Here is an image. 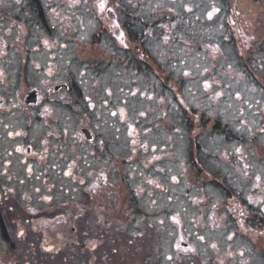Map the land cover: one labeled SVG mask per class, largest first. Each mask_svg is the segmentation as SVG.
<instances>
[{"label": "rangeland", "instance_id": "1", "mask_svg": "<svg viewBox=\"0 0 264 264\" xmlns=\"http://www.w3.org/2000/svg\"><path fill=\"white\" fill-rule=\"evenodd\" d=\"M18 2L0 0V38L8 43L14 33L2 16L22 6ZM47 3L61 17L59 29L30 28L41 44L26 60L31 66L22 80L12 46L5 48L0 98L16 103L51 74L53 83L78 82L95 101L91 113L83 110L95 127L97 149L90 143V154L72 137L83 123L65 112L66 101H83L71 94L41 107L57 119L52 130L66 140H48L49 160L40 164L39 137L50 130L14 109L0 112V188L9 189L5 195L0 189V203L7 206L15 194L48 212L78 197L103 166L107 188L118 185L136 202L135 215H119L127 219L121 235L135 251L150 254V262L117 255L115 264H264V0ZM15 132L26 137H4ZM19 144L32 146V154H18ZM85 161L91 166L80 165ZM80 233L44 247L66 249V259L53 264H98L87 247L90 236L82 245ZM34 238L38 243L41 233Z\"/></svg>", "mask_w": 264, "mask_h": 264}, {"label": "flooded vegetation", "instance_id": "2", "mask_svg": "<svg viewBox=\"0 0 264 264\" xmlns=\"http://www.w3.org/2000/svg\"><path fill=\"white\" fill-rule=\"evenodd\" d=\"M18 1L21 2L22 6H19V8L17 6L16 10L14 9L13 12H7L2 16V19L7 18L10 20V30L14 33V37L10 43L6 41L7 39L0 38V61L4 59L7 60L8 53H6L5 48L12 46V51H14L12 56L17 58L15 65L19 66L18 75L19 78H21L27 66H31L27 63L30 55L36 54L39 48L37 45L41 44L40 40L31 39L30 28L39 31L43 30V33H49L50 27H52L55 29V32H57L61 17L58 15L57 10L47 5L48 0H25L23 4L21 0ZM115 36L119 39L118 35ZM55 39L57 41V38ZM50 51H53V49ZM48 65L54 67L52 63H48ZM147 71H149V69H147ZM82 74H84L83 70H81L78 75L81 76ZM53 75L54 74L48 75L42 88L34 86L29 90L27 89V94L21 96V99L16 103H5L0 98V112L3 114L14 109L21 115H26L29 121L32 122L35 120L37 123L43 125L44 129L50 130L41 132V136L39 137L43 140L41 143L43 152L38 156L39 164L42 161L49 160L51 151L45 145L48 140H54L58 143L66 140L64 136L55 134L54 130H52L53 128L51 126H53L57 119L52 114H47L44 109H41L42 106L48 105L49 102L54 103L56 99L55 96H59L63 93L65 95L71 94L73 99L83 101H79L80 103H73L65 97L67 100L65 112L70 111L75 114V117L78 119V126L83 123L78 127L79 135L72 137L76 140V143L79 144L80 148L85 147L84 150H87L88 147V152L90 154H92L91 149L94 147L97 149L95 144V127H90L89 123H87L89 121V116L83 110V107H86V110L91 113L95 107V101H91L89 97L84 94L85 92L79 87L80 84L78 82L75 87H70L67 81L53 83V80H51L53 79ZM72 103L75 104L76 107H73ZM188 125L187 123V127ZM4 137L7 139L19 140L25 138L26 133L15 132L14 134H6ZM90 143L94 144L93 148ZM16 147V152L23 157L33 152L32 146L29 145L23 146L19 144ZM60 148L61 146L57 144L55 149L57 150ZM76 148L74 147L72 151ZM96 152L97 151H95V154H97ZM92 157L94 156L91 155V158ZM96 157L99 156L96 155ZM25 158L27 159V157ZM32 159H36V157ZM62 160V162H65L69 166L73 163L68 159ZM151 160L153 162V158H151ZM62 162H60V164ZM80 165L91 166L90 164L87 165V161L84 163L82 162ZM106 172L108 173L107 169L103 166L96 169L95 174L97 177L91 180L83 191L77 190L76 194L78 197L71 199L75 201V203L67 199L56 206L54 205L53 208H49L48 212L45 209L37 210L30 204H23L19 200H15V194H13L10 199H7V206L0 203V264H53L52 261L56 258L62 261L66 259V249L64 250L62 246H56L55 249H44V247L47 244L53 246L55 242L61 244V239L66 240V238H69V240H72L69 235H74V237H76V233L78 234L80 230V236L83 238L81 241L82 245L84 244V238L90 236V240L92 241H90L87 247H90V250L95 252V259H98V264H115L117 255L119 258H128L131 257V255H136L139 259L150 262L148 259V256H150L149 253L142 250L140 254L135 251L134 246H131L130 239L125 235H121L120 227L126 225L127 219L123 220V217H119V215H127L129 218V210H132L133 215H135L136 202L131 199L133 202L131 204L127 193L124 194L122 189L118 190V185H114V189H108L106 185L109 184V179H106ZM93 174L94 171L90 168L87 172V176L89 175L92 177ZM121 179L120 181L123 183L124 179ZM0 189L4 195L5 191L9 190L4 186ZM9 194L10 193L7 192L8 196ZM81 199H83V203ZM17 207H20L19 211H21V213L23 212L20 216L18 215ZM87 224L89 225L86 226ZM110 224L113 225L110 226ZM80 228H86L85 230L87 233ZM37 232L41 233V239L38 238V243L35 242L36 238H34ZM116 233L119 234L116 235ZM179 236H181V232H179ZM21 238H26L23 239V244L21 243ZM183 244L186 245V241H183L182 245ZM34 247L37 249L36 251H34ZM67 247L68 244L66 245V248ZM79 248L81 247L79 246ZM121 259L122 258H120V260ZM112 261L114 262L111 263ZM153 264H156V262Z\"/></svg>", "mask_w": 264, "mask_h": 264}, {"label": "trees", "instance_id": "3", "mask_svg": "<svg viewBox=\"0 0 264 264\" xmlns=\"http://www.w3.org/2000/svg\"><path fill=\"white\" fill-rule=\"evenodd\" d=\"M225 6V4H222V6ZM224 6H223V8H224ZM191 123V120L189 121V124ZM258 209V208H257ZM260 211H262L263 213H264V210H262V209H260ZM260 221L261 222H264V218H263V216H262V214H261V218H260Z\"/></svg>", "mask_w": 264, "mask_h": 264}]
</instances>
